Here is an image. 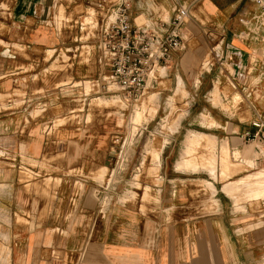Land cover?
<instances>
[{"label":"crops","instance_id":"crops-1","mask_svg":"<svg viewBox=\"0 0 264 264\" xmlns=\"http://www.w3.org/2000/svg\"><path fill=\"white\" fill-rule=\"evenodd\" d=\"M95 2L0 0V264H264V226L254 208L264 199L258 189L237 192V175L227 184L214 181L222 165L214 154L200 161L212 163L213 181L175 170H199L193 151L204 135L216 139L219 154L223 142L232 154L250 152L254 141L245 134L264 121V46L238 34L253 3L241 13L239 0L191 6L201 11L196 16L208 31L185 24L184 49L158 70L162 77L165 70L169 93L182 92L180 86L185 92L184 118L178 128L169 126L173 136L182 134V154L162 158L169 174L158 176L160 186L134 190V203L121 188L132 159L115 158L112 151L119 128L108 120L114 113L89 103L115 94L102 88L109 70L97 49L103 20ZM154 2L133 0L136 23L141 17L149 24L169 21L182 0L158 1L166 20L150 9ZM203 62L209 71L197 75ZM224 66L231 70L226 76ZM228 82L238 95L226 100ZM150 98L147 103L155 102ZM219 99L222 105L238 102L232 116L217 106ZM171 148L168 143L162 150ZM145 154L151 160L146 148ZM190 182H205L210 207L204 191ZM145 194L149 200L142 202Z\"/></svg>","mask_w":264,"mask_h":264},{"label":"rangeland","instance_id":"rangeland-1","mask_svg":"<svg viewBox=\"0 0 264 264\" xmlns=\"http://www.w3.org/2000/svg\"><path fill=\"white\" fill-rule=\"evenodd\" d=\"M159 1V0H158ZM155 0L154 6H151L150 9H156L157 12L161 11L162 19L166 17V13L164 12L163 6ZM184 1V0H183ZM198 0L197 2H199ZM229 1V0H228ZM232 2L236 0H230ZM239 9L238 12L247 11V9L251 5V0H239ZM197 13H201L199 9L192 8L190 10L191 16H194L195 19L189 17L186 24L190 26V28H196L200 31H208L209 25L206 22L202 21L198 18ZM165 15V17H164ZM1 17H4L1 14ZM196 20V21H195ZM0 21H3L0 19ZM146 23L145 18L141 17L140 20H137V24ZM0 29H5L4 26L0 25ZM163 66V65H162ZM159 69L155 72L154 79L149 80L147 89L144 91L143 95L138 99V101H126L122 99V95L119 93H115L110 97H101L100 100H93L89 101V103H94L91 106L96 109L98 107H108V112H113L114 114H110L108 120L114 121L115 124L119 127L118 131L114 132L112 138V145L114 149L112 150L114 153L115 158L119 159H132V165L130 172L128 173L129 181L126 182L121 188H125L129 190L130 198L128 201H132L134 203L138 202L139 198L136 194H134V190L143 191L150 190V186H160L161 180L156 176H160L161 174L167 172L169 174L168 169L170 166H164L162 158L164 159L165 156H170L171 158H178L181 157L182 151L181 147L183 146L182 134L173 136V132L169 128V125H172L176 119H179V122L184 118V104L181 103V99L184 94L183 86L182 92L176 94L175 91L172 90V93H169L168 90L170 89L169 81L166 78L165 70L164 76H158ZM209 71V68L204 65V62L201 63L200 67L196 71L197 75H206ZM218 72L217 69L212 68L210 70V74L214 75L215 72ZM231 70L228 66L222 67V75L226 76L230 73ZM181 81V79L178 78ZM178 82V81H177ZM182 83V81H181ZM89 88V85H86ZM177 88V87H176ZM90 89V88H89ZM88 90V89H87ZM224 96L226 100H229L231 97L233 98L234 95H238V91L233 90L230 87V82H228L223 89ZM184 92V93H183ZM218 87L216 93H213L215 96L217 95ZM259 97V94H256ZM115 96V97H114ZM153 97L155 102L147 103L149 97ZM0 97V101H1ZM93 99V97H92ZM118 99L122 102L119 103ZM218 99V97H217ZM217 106L219 105L228 115L232 116L233 114L230 112L231 107L237 108L235 104L238 102H231L230 104H223L220 101H217ZM232 104V105H231ZM202 105V104H201ZM216 105V104H215ZM121 108L122 110L117 111V108ZM142 107H146L145 110ZM90 109V107H89ZM139 109V110H138ZM198 108L196 109V111ZM140 113V114H139ZM150 117H149V116ZM147 116L148 118H146ZM137 118V119H136ZM180 125V123H179ZM177 126V128L179 127ZM210 127L214 124L210 123ZM186 126V124L184 125ZM191 132V131H190ZM195 133V132H194ZM213 138V145L209 143L207 138ZM173 140V141H171ZM165 142V145L171 143V146L174 148L169 149L164 152L162 150L161 153V165L160 169L158 170V174L152 173V163L148 155L145 154V146L148 143H151L154 148L158 149L161 144ZM216 139L212 136L204 135L198 139L197 144L194 147L193 157L198 159L199 162L202 161L201 158L208 157L211 154H214L218 159H221L220 167L216 166V170L220 171L219 176L214 180V170L213 165L209 160L204 159L203 163L199 165V170L197 172H192L187 169H178L177 166L175 167L177 172H186L189 175H193L194 177L199 178H210L212 181L220 180L223 183L227 184L228 181L234 176L237 175V181L232 182L233 184L238 185V191L245 190L247 192L252 191V186L254 189H258L259 195L264 196V187L261 185L264 184V153H263V144L264 141L258 138L257 142L250 143L249 150L250 152L247 155H240L238 152L232 154L229 149H223V142L221 144V152L217 151L216 148ZM165 147V146H164ZM239 159L243 160V163L239 162ZM144 163V164H142ZM211 164V165H210ZM212 166V167H209ZM192 168V167H190ZM206 168H210L212 172L206 171ZM194 169V168H193ZM196 169V168H195ZM149 170V171H147ZM137 175V177L135 176ZM211 177H210V176ZM249 176V177H246ZM135 177V179H134ZM127 179V180H128ZM236 179V178H235ZM257 179H262L263 183H259L258 185ZM210 181L211 183H213ZM114 182V180H113ZM189 185L197 186L199 185L198 189L203 190L205 194V205L210 207V203L212 201V193L211 191L205 186V182H190ZM210 189L213 188L211 184H209ZM149 187V188H148ZM197 188V187H196ZM195 194V193H194ZM146 196V194H145ZM142 199V202H146L149 200L147 196ZM249 198V197H248ZM251 198V197H250ZM254 198H252L253 200ZM208 202V203H207ZM255 202V201H253ZM260 202H264L263 198L258 199L257 203H254V208L257 209V222L260 225L264 226V209L260 208Z\"/></svg>","mask_w":264,"mask_h":264},{"label":"built area","instance_id":"built-area-1","mask_svg":"<svg viewBox=\"0 0 264 264\" xmlns=\"http://www.w3.org/2000/svg\"><path fill=\"white\" fill-rule=\"evenodd\" d=\"M198 0H182L173 16L165 22L137 24L133 16V0H96L94 11L103 20L102 39L97 49L107 61L109 77L103 90L119 93L126 101H138L154 79L157 69L164 66L175 51H182V28L190 16V8ZM254 10L243 21L238 37L244 42L264 46V0H251ZM257 132L245 137L264 141V121L252 124ZM264 153V144L262 146Z\"/></svg>","mask_w":264,"mask_h":264},{"label":"bare ground","instance_id":"bare-ground-1","mask_svg":"<svg viewBox=\"0 0 264 264\" xmlns=\"http://www.w3.org/2000/svg\"><path fill=\"white\" fill-rule=\"evenodd\" d=\"M263 57V56H262ZM162 74V73H161ZM181 83V82H180ZM181 87V86H180ZM178 90H180V89H178ZM177 90V91H178ZM182 91V90H181ZM178 93H180L179 91H178ZM184 93V92H183ZM150 98V97H149ZM151 99V98H150ZM154 99V98H153ZM152 99V100H153ZM149 103H150V101H149ZM152 103V102H151ZM139 110V109H138ZM140 114V113H139ZM149 116V115H148ZM146 118H148L147 116H145ZM150 117V116H149ZM137 119V118H136ZM179 119L180 118H178V119H176V120H174L175 122L174 123H172L173 125V128L175 129V127L178 125V123H179ZM170 126V125H169ZM172 129V128H171ZM172 131V130H171ZM190 135V134H189ZM191 140V139H190ZM194 141V140H193ZM191 143H192V141H191ZM189 145V143L188 144H186V145H184V146H188ZM165 146V142L163 141V143L161 144V146L158 148V149H156V148H154L153 146H152V144L151 143H148L146 146H145V148H146V150H147V152L149 153V155L151 156V163H152V165H153V167H152V173H155V175H157L158 173V170H159V168H160V160H159V155H160V152H161V150H162V148ZM193 146V145H192ZM184 148V147H183ZM189 148H191L190 146H189ZM185 149V148H184ZM185 152V151H184ZM186 153H188V151H186ZM185 153V154H186ZM184 154V153H183ZM185 156L186 155H184V158H185ZM185 162V161H184ZM144 164V163H143ZM182 165H184V163H182ZM211 165V164H210ZM209 167H212V166H209ZM191 170V169H190ZM194 170V169H193ZM147 171H149V170H147ZM192 171V170H191ZM206 171H209V172H212L211 171V169L210 168H206ZM194 172H195V170H194ZM136 177H137V175H135ZM156 177H158V176H156ZM215 177V176H214ZM134 179H135V177H134ZM228 186V185H227ZM226 186V187H227ZM229 187V186H228ZM226 190L228 189V188H225ZM229 190V189H228ZM232 191V190H231Z\"/></svg>","mask_w":264,"mask_h":264}]
</instances>
